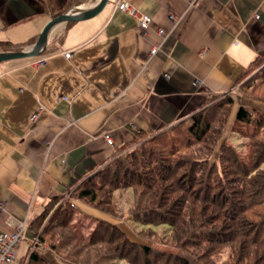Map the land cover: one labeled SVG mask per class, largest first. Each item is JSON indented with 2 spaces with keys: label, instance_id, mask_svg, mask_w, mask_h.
<instances>
[{
  "label": "crops",
  "instance_id": "0c3cea01",
  "mask_svg": "<svg viewBox=\"0 0 264 264\" xmlns=\"http://www.w3.org/2000/svg\"><path fill=\"white\" fill-rule=\"evenodd\" d=\"M51 1L53 10L45 0H0V43L32 48L71 4ZM81 1L67 13L100 2ZM120 1L153 18L147 36ZM260 59L264 0H110L91 19L56 26L42 57L0 63V234L27 224L16 264L38 250L31 224L51 200L137 136L234 92Z\"/></svg>",
  "mask_w": 264,
  "mask_h": 264
},
{
  "label": "trees",
  "instance_id": "16d2710c",
  "mask_svg": "<svg viewBox=\"0 0 264 264\" xmlns=\"http://www.w3.org/2000/svg\"><path fill=\"white\" fill-rule=\"evenodd\" d=\"M80 2L82 1L71 0L68 9H71V7ZM45 5L47 9L53 10L51 0H45ZM66 10L65 12H59L56 16L67 13ZM0 51L2 53L22 51V47H16L10 43H0ZM260 62H264V59L257 60L253 68L259 67V65H261ZM252 69L249 70L246 75H248ZM252 82L253 80L251 81L250 78L244 80L242 84L244 83L245 85ZM246 86L247 85L244 87L245 89L247 88ZM249 88L251 87L249 86ZM219 97L222 96H218L217 98ZM222 101L223 102L219 103L216 102L217 104L214 105H212L214 102L211 103V101H209L210 106L207 107V104H205L204 107L195 112L191 117L157 133L150 141L152 146L150 148H141L142 153L137 152L125 156V158H121L117 160V162L104 167L94 175L89 176V174H87L84 181L82 180L83 182L78 185L74 191V197L77 200L84 201L88 205L100 209L102 207L101 199L104 198L106 187H110V189L113 190L120 187L142 188L146 191V197H149L147 201L149 203V209H155L153 207L156 205L170 203L166 202L168 201L167 197L180 186L177 185V180H175L177 176H184L187 181L193 184L196 183V181L199 182L198 184H203L207 180V184L205 183V191L208 193L205 199L201 200L203 203H201L199 207L190 206L188 218H184L179 221V223L177 222V227L174 230V245L183 251L182 253H159L151 247L132 243L126 239L122 231L105 222L99 223L94 229L90 239L78 236L77 233L73 231V224L67 223L71 217V213L72 216H74L75 207L71 203L67 205L62 204L58 207L54 215L49 219L47 225L41 229L43 223H45L46 219L49 217L47 215H49L51 208L57 206L61 200L60 198L51 200L44 212L32 222L31 227L34 231L35 238L43 245H49L57 252H59L60 247L67 244V237H70L68 232L69 229H71L75 235V237H73L74 240L82 243L85 247L94 246L96 243H101L104 239H111V241L115 243L119 240L122 244L121 251L125 252V256L132 253L142 255L145 264H219V262L222 261L219 256L223 255L220 247L232 244L231 259L228 257V259L221 262V264H247V259L251 257V254H249V245L264 243V223H255V225L253 224L251 226L248 224L250 222L246 221V218L238 217L239 214L229 216L225 210L227 207L238 209L236 207V199L241 201L243 210H240L245 213L250 212L255 205L262 203V197L264 195V175L257 174L255 178V176L251 174L252 171L257 169L258 164L254 165L255 169L252 171L251 169H247V167L237 159L238 157H236L235 152L231 151L232 148L226 146L219 156V160L222 163L220 169L221 174L218 172L217 177H213L212 173L210 177L207 178L204 172L207 169L209 170V157H199L195 155L196 157L178 158L176 153H178L179 150H175V146L178 147L177 145L172 144L171 147H165L171 144H163V147H161L159 144L165 140L173 141V135L176 132L188 133V135L191 136L190 140H194L196 143L205 142L209 134L212 133L208 114L212 111L215 115L219 110H222L223 106H231L234 104V100L231 97ZM205 103H208V99ZM256 114L255 111L251 112L242 107L238 110L237 120L250 124L252 120L254 121ZM259 117L261 118L259 115L256 118L253 131L255 134L260 133L263 135L264 126L262 120H259ZM213 140L214 138H211V141ZM214 141L212 143H214ZM216 142H218V140ZM189 145L190 144L186 147L189 148ZM261 147L262 143L256 144L255 150L259 152ZM240 170L243 171L240 172ZM168 171H170L169 174H167ZM139 195V200L142 204H145L143 196L141 194ZM210 195L212 197L214 196L212 201L209 199ZM69 207L72 208V211ZM139 210L140 211H136V215L138 218H141L142 221L147 222L148 217L152 218L153 215L148 214L150 212L149 210L148 212L145 209ZM158 213L160 214V212ZM155 214L160 217L159 214ZM170 225L174 226L173 224ZM53 231L58 234L57 240L53 239ZM225 235L227 236L224 237ZM241 250H244L245 253L249 255L248 258H244L246 262H242L239 258L237 259L238 253H241ZM250 253H252V256H257L255 252ZM27 257L29 259L28 264H49L46 259L34 250L30 252ZM217 257L219 259H217ZM21 262L22 260L20 263Z\"/></svg>",
  "mask_w": 264,
  "mask_h": 264
},
{
  "label": "rangeland",
  "instance_id": "374dc122",
  "mask_svg": "<svg viewBox=\"0 0 264 264\" xmlns=\"http://www.w3.org/2000/svg\"><path fill=\"white\" fill-rule=\"evenodd\" d=\"M250 78L253 82L245 84L247 85V88L245 89V85L244 83L242 84V82ZM249 86L251 88H249ZM228 97H231L234 100L233 105L223 106L222 110H219L215 115L212 111L208 114L212 133L209 134L205 142L196 143V141L190 140L191 136L188 135V133L184 134L176 132L173 135V141L165 140L159 144L161 147H163V144H171L168 146L166 145L165 147H171L172 144L177 145L178 147L175 146V150H179V152L176 153L178 158H190L195 155H198L199 157H209V170L207 169L204 172L207 178H209L212 173L213 177H217L218 172L221 174L220 169L222 163L219 160V156L222 154L226 146L232 148L231 151L235 152L236 157H238L237 159H239L247 169H251L252 171L255 169L254 165L258 164L257 169L251 173L255 178L257 177V174L264 175V134H255L253 131L258 115L261 116V118L259 117V120H262L264 126V62H262L259 67L253 68L235 88L234 92L223 95L219 98H209L208 103L205 104H207L208 107L210 106L209 101H211V103L214 102L212 104L214 105L223 102L222 100L227 99ZM242 107L251 112L255 111V113H257L254 121L252 120L250 124L239 122L237 120L238 110ZM156 134L157 133L137 136L131 144L113 153L105 165L93 172H89V176L94 175L104 167L117 162V160L125 158V156L137 152L142 153L141 148H150L152 146L150 141L156 136ZM211 138H214V140L216 139L215 141L213 140L214 143H212L213 141H211ZM217 140L218 142H216ZM259 143H262V147L258 152L255 150V147L256 144ZM188 144H190L189 148L186 147ZM242 171L240 170V172ZM169 173L170 171L167 172V174ZM84 178H86V176ZM84 178L69 191L67 196L60 198L61 200L57 206L51 208L49 215H47L49 217L46 219L45 223H43L41 229L47 225L49 219L54 215L58 207L62 204L67 205L68 203H71L75 207L74 216H72L71 213V217L67 223L73 224V231H75L78 236L90 239L94 229L99 223L105 222L122 231L126 239L132 243L151 247L159 253H182L183 251L174 245V230L179 221L188 218L190 206H201V203H203L201 200H204L208 193L205 191V183L207 180L203 184H198L199 182L197 181L193 184L190 181H187L184 176H177L175 180H177V185L180 186L167 197L168 201L166 202L170 203L156 205L153 207L155 209H149V203L147 202L149 197H146V191L142 188L120 187L113 190L110 189V187H106L104 198L101 199L102 207L99 209L88 205L84 201L77 200L74 197L75 188L84 181ZM139 194L143 196L145 204H142L139 200ZM213 198L214 196L212 197L210 195L209 199L211 201ZM262 198V203L252 207L248 213L241 211L243 210V207L241 206V201L237 199L236 207L238 209L227 207L225 212L228 213L229 216L239 214L238 217L246 218V221L250 222L248 224L251 226L253 224L255 225V223H264V195ZM45 208L46 207H44L41 213L44 212ZM69 209L72 211L71 207H69ZM139 209H145L147 212L149 210L150 212L148 214H152V218L148 217L147 222L142 221V219L138 218L136 215V211H140ZM157 211L160 212V214ZM155 213L159 214L160 217L156 216ZM153 217L157 219H154ZM170 224H173L174 226ZM53 232V239L57 240L58 234H56L55 231ZM68 232L70 237H67V244L60 247L59 252L55 251L47 244L43 245L38 240L39 245L41 244L43 248L37 246L38 250L36 252L46 259L49 264H145L142 255L132 253L125 256V252L121 251L122 244L119 240L115 243L111 241V239H104L101 243H96L94 246L85 247L82 243L74 240L73 237H75V235L71 229H69ZM226 236L227 235L224 237ZM231 246L233 245L227 244L226 246L224 245L220 247L223 255L219 256L222 259L219 264L227 260L228 257L231 259ZM248 248L250 249V252H255L257 256H252V253L249 252L251 257L248 258L249 255L246 254L244 250H241V253H238L237 259L239 258L242 262H246L244 258H248L247 264H264V243L250 244ZM217 259L219 258L217 257ZM28 260V257H26L22 259L20 264H28Z\"/></svg>",
  "mask_w": 264,
  "mask_h": 264
},
{
  "label": "built area",
  "instance_id": "2783aa9c",
  "mask_svg": "<svg viewBox=\"0 0 264 264\" xmlns=\"http://www.w3.org/2000/svg\"><path fill=\"white\" fill-rule=\"evenodd\" d=\"M117 9L137 20L141 36L145 37L148 35L151 25L153 23V18L151 16L141 13L137 8L132 6L127 1H120L117 4ZM171 19L175 20V18L173 17ZM159 34L161 36L165 35V30L160 29ZM158 52H159V47L153 48L151 50V57H154ZM66 57L70 58L71 54L67 53ZM44 63L45 62L42 61L39 64L42 65ZM105 139L107 144H109V146L114 145V142L110 136H105ZM4 209H5V204L2 201H0V211H3ZM15 228L16 230L13 233L0 234V264H16L18 262L16 250L25 239L27 224L25 222H20L15 225ZM37 246L42 247L41 244L39 245L38 241L35 242L34 247Z\"/></svg>",
  "mask_w": 264,
  "mask_h": 264
},
{
  "label": "water",
  "instance_id": "95a60500",
  "mask_svg": "<svg viewBox=\"0 0 264 264\" xmlns=\"http://www.w3.org/2000/svg\"><path fill=\"white\" fill-rule=\"evenodd\" d=\"M110 0H100V2L92 9L83 11L79 14L66 13L54 18L42 31L37 43L30 49L23 50L20 52H8L0 53V63L16 61V60H25V59H34L42 57L47 49V44L51 31L58 25L68 22H77L91 19L97 16L103 11L107 6Z\"/></svg>",
  "mask_w": 264,
  "mask_h": 264
},
{
  "label": "clouds",
  "instance_id": "9594fccd",
  "mask_svg": "<svg viewBox=\"0 0 264 264\" xmlns=\"http://www.w3.org/2000/svg\"><path fill=\"white\" fill-rule=\"evenodd\" d=\"M234 44H240L239 40L234 41Z\"/></svg>",
  "mask_w": 264,
  "mask_h": 264
}]
</instances>
